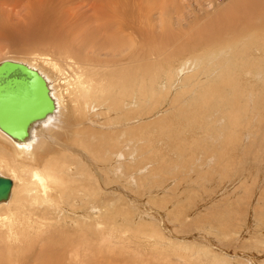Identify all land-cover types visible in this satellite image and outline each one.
<instances>
[{
    "label": "rangeland",
    "instance_id": "rangeland-1",
    "mask_svg": "<svg viewBox=\"0 0 264 264\" xmlns=\"http://www.w3.org/2000/svg\"><path fill=\"white\" fill-rule=\"evenodd\" d=\"M49 1L51 5L61 8V0ZM68 1L71 2L72 12L84 17L92 13V3L95 2ZM137 1L142 2L144 7L141 26L145 25L147 43L143 44L146 48L149 46L148 52L155 49L158 55L149 60V63L153 62L152 70L156 75L153 80L159 89L157 91L170 90V93L160 99L158 107L142 123L162 115V124L154 126L153 122L148 123L153 130L146 126L143 128L141 134L145 144L133 146L134 154L141 161L153 162L148 164L149 169L152 166L158 167L157 172L144 173L133 182L123 183L117 180L113 185L115 190L112 185L106 188L109 185L107 183L112 182L107 177L105 183L98 186L97 194L104 193L101 195V204L116 207L115 203H119L126 210L114 209L109 217L104 216L105 225H110L116 233L112 234V239L117 251L111 255L113 260L109 263L264 264V28H240L235 33H227L223 27H217L218 20H222L221 23L223 19L227 20L226 13H230L235 8V1L240 0ZM29 3L30 0H20L16 8L0 5V23L8 21L15 29L11 33L0 32V61L36 57L38 63L44 64L40 55H46L57 63L55 70L49 68V65L46 67L56 75L62 89L70 88L69 92L78 95L76 99L81 103L83 99L87 101L91 98L92 91L88 93L83 85L87 87L92 79L89 72L91 67L85 64L87 61L84 53H69L46 42L27 41L24 40L23 33H19L21 27L16 26L25 25L24 16ZM239 20L242 22L244 19ZM169 33H173L172 37L177 34H180L179 37H187L176 43L172 38H166ZM243 35L245 40L242 39ZM168 39L176 44L172 51L163 48L169 43ZM194 39L200 40L201 45H192ZM192 47L195 49H191ZM221 54L222 59L219 61L216 56ZM208 57H212V60ZM186 62H189L191 69H184ZM171 78L174 79L173 87L171 83H167ZM220 78H225L226 86H221ZM158 84L164 85L161 87L163 89ZM216 84L219 86L211 95L209 89L211 86L216 88ZM147 85H152L150 79ZM188 86L190 90L184 92ZM157 95L156 92L150 96ZM196 95L198 98H195ZM209 97L211 99H207ZM201 104L203 108H200ZM183 105L185 110L180 109ZM150 106H153V99L147 97L137 107L140 112L148 113L146 110ZM74 110V121H77L75 124L78 123L81 128L84 125L92 126V122L99 124L110 120L108 117H99L91 104L88 107L81 104ZM235 115L246 124L243 128L235 129L232 126ZM134 120L141 122L138 117ZM219 120L224 121L222 127L219 125L221 134L216 132V121ZM206 126L209 129L205 132ZM132 134L135 137H131ZM136 135L129 132L128 137L133 140ZM78 136L79 133L75 138L77 148L80 147ZM0 145L7 154H11L1 143ZM114 145L124 147L130 153L123 142L115 141ZM82 146V149L89 147L85 144ZM51 156L53 155L45 159ZM128 163V160L124 161L125 165ZM5 176L11 178L10 174ZM21 200V188H18L16 201L4 206L10 207V210L6 209L7 213L8 210L14 212ZM0 208L2 212L6 211L3 207ZM19 210L20 208L16 211ZM57 216L58 213H54V220ZM139 227L142 228L141 231L138 230ZM54 229H57L56 225L49 227L47 233L55 231ZM98 256L95 264L105 261ZM29 260L32 264L35 257L32 256Z\"/></svg>",
    "mask_w": 264,
    "mask_h": 264
},
{
    "label": "bare ground",
    "instance_id": "bare-ground-1",
    "mask_svg": "<svg viewBox=\"0 0 264 264\" xmlns=\"http://www.w3.org/2000/svg\"><path fill=\"white\" fill-rule=\"evenodd\" d=\"M3 1L0 0L2 7L6 5L16 8L20 3V0ZM79 2H86V0ZM235 2V8H232L230 13H226L227 20L223 19L222 23V20H218L217 27H223L227 33H235L240 28H264V0ZM60 6L61 8L51 5L49 0H30L29 6H26L25 25L20 24L16 27H21L19 33H23L24 40L46 42L56 49H65L69 53H84L87 61L84 63L91 67L89 72L92 80L87 87L84 85L83 87L88 93L92 91L91 98L87 101L83 99L81 103L76 99L78 95L69 92L70 88L62 89L63 86L56 75L46 67L49 65V68L57 69V63L52 58L40 55L44 64L38 63L35 60L36 57L14 59L36 68L46 78L54 100V109L45 116L33 120L29 127V135L25 138H16L0 127V143L10 151L15 161L22 162L12 161L11 156L0 145V177L11 181L7 197L0 199V207L4 208L5 205H11L16 201V189L21 188L22 195L20 205L13 208L14 212L9 211V206V208H4L9 209L8 213L7 210L3 212L0 210V264H31L29 258L32 256L35 257V262L32 264H86L87 262V264H95L98 255L105 259L98 264H110L109 262L113 260L111 255L117 251L112 239V234L116 233L110 225H105L104 216L109 217L114 209L124 212L126 210L119 206V203H115L116 207L101 204L103 202L101 195L104 193L97 194L98 186H102L108 178L112 182L107 183L109 185L106 188L112 185L114 189L113 185L117 180L123 183L133 182L144 173L157 172L158 168L151 165L152 168L149 169L148 164L153 162L141 161L134 154L133 148V146L145 144L146 141L143 140L141 134L143 128L146 126L147 129L153 130L148 123L153 122L154 126L162 124L161 122L164 121L162 115L145 124L142 123L145 117L148 114L150 116V113L158 107L160 99L167 97L170 93V90L157 91L159 89L156 88L153 80L156 75L152 70L153 62L149 63V60L158 55L155 49L151 53L148 52L149 46L146 48L143 44L147 43L145 25H143L144 28L141 26L143 3L136 2V0H95L92 3V13L85 17L72 12L71 2L68 0H61ZM8 16L11 18L10 13ZM240 18L244 20L240 22ZM13 27L8 21H4L0 23V32L11 33L15 30ZM180 32L185 34L184 31ZM172 34H167L166 38H172L176 43L187 37V35L179 37L180 34L172 37ZM162 38L165 37L162 36ZM242 39L245 40V35ZM168 42L166 46L161 44L163 48L169 51L175 49L176 44L171 43L169 39ZM194 44H200V40L194 39L192 45ZM221 57L222 54L216 56L219 61ZM208 58L212 60V57ZM188 63L184 64V69L190 68ZM229 77L234 76L229 75ZM149 79L150 82L152 81L151 86L147 85ZM163 80L166 82V79ZM173 82L174 79L171 78L167 83H171L173 87ZM219 83L222 84L221 86H226L225 78H220ZM216 85V88L209 87L211 95L219 86ZM162 86L164 85L158 84L159 88ZM189 90L188 86L184 92ZM156 92L157 97L150 96ZM218 95H220L219 92ZM147 97L153 99V106L147 107L148 113L140 112L137 106ZM195 98H198V95ZM174 100L177 101V98ZM81 104L85 107L91 104L99 117L105 119L108 117L111 121L107 119L108 121L99 124L92 122V126L89 127L86 125L82 128L78 127L73 114L74 109ZM200 108H203V104ZM180 109L185 110V105L180 106ZM137 117L141 119L140 123H138L139 120H134ZM233 118L232 126L235 129L246 125L239 120L237 115ZM223 122L222 120L216 121L218 134L222 132L220 127ZM208 129L209 126H206L205 132ZM128 130L137 134L135 139L128 137L129 132H126ZM99 131L100 133H97ZM77 133H79L77 139L81 148H77L75 139ZM131 137L135 136L132 134ZM115 141L126 144L130 153L124 150V147H115ZM82 144L89 147L82 149ZM49 155L53 156L45 159ZM125 160L129 161L126 165ZM1 173L10 174L11 178ZM172 173L175 174V172ZM18 208L20 210L17 212ZM96 212H100L101 215ZM54 213H58L56 220H54ZM52 225H56L57 229L47 233V229ZM138 230L141 231L142 228L139 227ZM86 257H89V260H86Z\"/></svg>",
    "mask_w": 264,
    "mask_h": 264
},
{
    "label": "water",
    "instance_id": "water-1",
    "mask_svg": "<svg viewBox=\"0 0 264 264\" xmlns=\"http://www.w3.org/2000/svg\"><path fill=\"white\" fill-rule=\"evenodd\" d=\"M54 109L46 78L34 67L14 59L0 62V127L16 138L29 135L33 120ZM11 181L0 177V199Z\"/></svg>",
    "mask_w": 264,
    "mask_h": 264
}]
</instances>
